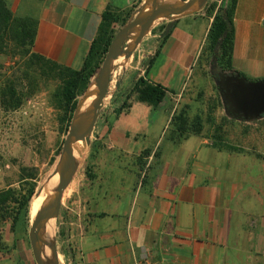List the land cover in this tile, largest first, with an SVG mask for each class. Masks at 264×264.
Instances as JSON below:
<instances>
[{
  "label": "crops",
  "instance_id": "0c3cea01",
  "mask_svg": "<svg viewBox=\"0 0 264 264\" xmlns=\"http://www.w3.org/2000/svg\"><path fill=\"white\" fill-rule=\"evenodd\" d=\"M34 3L32 51L80 70L101 14L138 0ZM211 21L204 7L168 20L161 31L171 25L169 36L158 34L143 52L136 79L163 86L162 104L133 99L116 115L117 99L99 114L60 213L62 241L72 252L67 264H264V150H219L207 137L176 130L162 146ZM233 22V69L264 80V0H237Z\"/></svg>",
  "mask_w": 264,
  "mask_h": 264
},
{
  "label": "rangeland",
  "instance_id": "374dc122",
  "mask_svg": "<svg viewBox=\"0 0 264 264\" xmlns=\"http://www.w3.org/2000/svg\"><path fill=\"white\" fill-rule=\"evenodd\" d=\"M37 1L42 0H6L17 19H34L36 7L32 2L36 4ZM210 2L221 4L220 0H206L204 5ZM142 3H138L135 14ZM166 21L155 22L130 56L124 53L113 62L109 88L100 113L105 114L115 100H123L131 91L143 68V52L155 41L161 24ZM36 55L32 48L27 50L19 46L10 33L0 38V193L9 192L5 203L0 205L3 210L0 215L4 217L0 233L5 247L0 254V264H36L29 242V229L36 214V198L56 168L71 124V120L68 124L65 119L58 75L49 63L41 62ZM217 71L216 53L210 60L202 57L201 53L186 90L173 102L172 116L185 110L188 118L183 132L185 137L197 134L212 141L215 136H220L241 153L253 155L258 150L263 151L264 116L254 121H240L228 116L216 84ZM11 87L15 88L12 96L9 92ZM85 94L78 99L79 107L84 103ZM173 130L172 124L167 126L162 146ZM82 167L81 159L73 178L77 179ZM69 185L54 223L58 264H67L60 253L62 248L67 249V243L62 241L64 235L60 237L58 233L61 230L60 213L70 194ZM31 189L34 193L28 203L27 214L21 212L17 215L16 200ZM14 218H18L17 221Z\"/></svg>",
  "mask_w": 264,
  "mask_h": 264
},
{
  "label": "trees",
  "instance_id": "16d2710c",
  "mask_svg": "<svg viewBox=\"0 0 264 264\" xmlns=\"http://www.w3.org/2000/svg\"><path fill=\"white\" fill-rule=\"evenodd\" d=\"M143 0H138L141 4ZM221 4L217 2H210L204 5L205 13L212 17L211 24L209 26L205 47L202 50V57L205 59H212L216 53V65L218 71L215 73V78H218L219 74H235L238 73L241 77L246 78L243 74L235 71L232 67V53L234 46V13L236 9L237 0H220ZM137 5L123 11H114L109 7L101 14V21L99 23L96 35L90 44L89 51L83 61L80 70H72L70 68L61 66L52 61L43 58L40 55H36L41 62H47L55 70L58 75V79L61 82L60 97L64 110L66 122L69 124L74 111L76 110L79 97L83 96L89 86L92 84L94 77L100 69V66L105 58L108 47L110 46L114 36L117 32L128 22L130 17L136 12ZM116 25L118 28L116 29ZM36 21L31 18L17 19L14 18L11 10L7 6L6 0H0V38L8 33L13 35L16 43L24 48H32L33 40L35 37ZM116 29V30H115ZM162 40H165L169 33L165 31H159ZM159 51V50H158ZM155 53L154 57L157 55ZM154 57L150 64L145 68V72L151 66ZM249 81L251 80L246 78ZM11 96L15 93V88L9 89ZM135 99L139 102L145 103L153 108L158 107L167 98V90L160 84H153L145 80L143 77H138L133 84L131 91L123 99L121 105L116 109V115L127 111L129 108L130 99ZM79 108V105H78ZM77 108V111H78ZM188 118L186 112L182 109L177 115L172 116L170 124L175 127L179 137H184V129L187 125ZM212 146L219 150H227L239 152V150L227 143L220 136H215L212 140ZM34 193L31 189L27 195L18 198L16 200L17 208L16 214L23 212L27 214L28 203ZM8 191L0 193V205L6 201ZM0 209V213H1ZM16 217V216H15ZM17 221L18 218H14ZM4 217L0 215V224L3 222ZM59 236L64 234L63 230L59 231ZM5 249L2 242L0 233V254ZM70 249H61L60 253L64 259L69 258Z\"/></svg>",
  "mask_w": 264,
  "mask_h": 264
},
{
  "label": "water",
  "instance_id": "95a60500",
  "mask_svg": "<svg viewBox=\"0 0 264 264\" xmlns=\"http://www.w3.org/2000/svg\"><path fill=\"white\" fill-rule=\"evenodd\" d=\"M151 1L155 2L154 6L146 12L145 7ZM205 1L176 0L160 2V0H143L137 13H134L114 36L100 69L92 81L96 86L95 99L81 118L77 113L78 101L56 168L46 182V186L51 188L54 193L51 198L41 205L34 216L33 222H31L29 242L36 264H45L42 254V237L39 232L41 224L43 221L50 219H53L55 223L60 211L63 194L74 176L77 164L90 144L92 131L109 88L113 62L124 53L130 56L132 51L149 33L155 22L193 14L203 8ZM170 27L171 25L166 28V34ZM150 59V57L147 59L144 68L150 63ZM216 84L224 100L228 116L240 121H254L264 116V80L249 81L238 73L219 74ZM42 187L39 190H42ZM53 252L56 257L55 264H58V253L54 239Z\"/></svg>",
  "mask_w": 264,
  "mask_h": 264
},
{
  "label": "bare ground",
  "instance_id": "6f19581e",
  "mask_svg": "<svg viewBox=\"0 0 264 264\" xmlns=\"http://www.w3.org/2000/svg\"><path fill=\"white\" fill-rule=\"evenodd\" d=\"M176 0H160V2H171ZM154 1L149 2L146 7L145 11H149L150 8L154 6ZM96 96V86L94 82L89 86L86 94H85V100L84 103L79 107L77 113L79 118H81L87 108L90 106V104L93 102ZM79 120V119H78ZM53 190L46 186V183L43 185L42 190H40L39 194L36 198L35 203V213L40 209L41 205L47 201L51 196L53 195ZM65 193V192H64ZM64 197V194H63ZM40 234L42 237V254H43V260L45 264H55L56 257L54 256L53 252V235H54V220H46L43 221L40 227Z\"/></svg>",
  "mask_w": 264,
  "mask_h": 264
},
{
  "label": "built area",
  "instance_id": "2783aa9c",
  "mask_svg": "<svg viewBox=\"0 0 264 264\" xmlns=\"http://www.w3.org/2000/svg\"><path fill=\"white\" fill-rule=\"evenodd\" d=\"M146 260H144V262L142 264H151V263H148V262H145ZM155 264H161V263H155Z\"/></svg>",
  "mask_w": 264,
  "mask_h": 264
}]
</instances>
